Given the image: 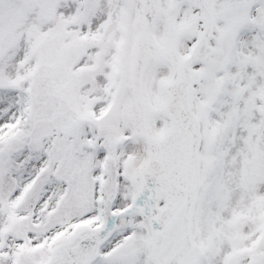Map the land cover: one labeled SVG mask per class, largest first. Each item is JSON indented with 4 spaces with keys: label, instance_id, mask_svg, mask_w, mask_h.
<instances>
[{
    "label": "snow or ice",
    "instance_id": "snow-or-ice-1",
    "mask_svg": "<svg viewBox=\"0 0 264 264\" xmlns=\"http://www.w3.org/2000/svg\"><path fill=\"white\" fill-rule=\"evenodd\" d=\"M0 264H264V0H0Z\"/></svg>",
    "mask_w": 264,
    "mask_h": 264
}]
</instances>
